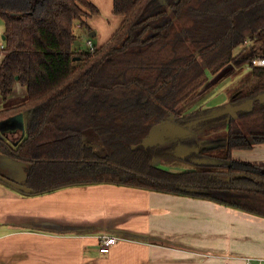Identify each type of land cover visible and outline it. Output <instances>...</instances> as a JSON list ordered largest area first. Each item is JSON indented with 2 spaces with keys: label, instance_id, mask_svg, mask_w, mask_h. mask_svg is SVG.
Listing matches in <instances>:
<instances>
[{
  "label": "trees",
  "instance_id": "16d2710c",
  "mask_svg": "<svg viewBox=\"0 0 264 264\" xmlns=\"http://www.w3.org/2000/svg\"><path fill=\"white\" fill-rule=\"evenodd\" d=\"M98 13L90 0H0V98L16 83L27 91L22 103L0 108V123L28 113L22 137L0 134V154L30 165L24 185L32 193L24 195L110 184L264 218V166L231 157L264 144V101L255 100L264 67L251 64L264 57V0H112L118 29L93 53L77 49L76 24L89 33ZM244 68L228 103L247 108L234 116L225 106L196 105L221 77ZM165 122L184 131L143 147ZM180 144L199 148L185 160L226 152L209 156L221 163L192 171L154 166L176 158Z\"/></svg>",
  "mask_w": 264,
  "mask_h": 264
},
{
  "label": "crops",
  "instance_id": "0c3cea01",
  "mask_svg": "<svg viewBox=\"0 0 264 264\" xmlns=\"http://www.w3.org/2000/svg\"><path fill=\"white\" fill-rule=\"evenodd\" d=\"M97 29L90 32L93 37L103 32ZM103 41L100 45L108 40ZM26 93L16 83L0 108L22 103ZM19 132L9 140L24 135ZM231 157L264 166V144L234 150ZM29 168L0 154V175L16 183L25 184ZM24 194L0 181V264H245L246 258L264 259V218L203 198L110 184ZM104 235L118 238L107 254L99 251Z\"/></svg>",
  "mask_w": 264,
  "mask_h": 264
},
{
  "label": "rangeland",
  "instance_id": "374dc122",
  "mask_svg": "<svg viewBox=\"0 0 264 264\" xmlns=\"http://www.w3.org/2000/svg\"><path fill=\"white\" fill-rule=\"evenodd\" d=\"M91 1V0H90ZM99 10L98 15L94 16L93 18L89 19V25L91 31L97 28L102 29L103 32H101V35L98 33L96 37H89L90 32L88 33V30L85 28H81L79 24H76L75 28V33L76 36L79 39V45H76L77 49L80 50H85L87 51V48L85 46L87 40H91L92 44L95 47H99L103 38V42L106 40H109L108 38L112 36L113 32L119 27L121 18L119 16L113 15L112 14V0H98V1H91ZM111 8V9H110ZM93 25L96 27L94 28ZM117 27V28H116ZM116 28V29H115ZM2 33H3V24L2 20L0 19V43H1V38H2ZM77 42V41H76ZM248 71L247 68H244L242 72H237L234 70L233 72H228L227 75H224L221 77L218 81L214 83V91L211 88L207 95L205 97L201 98L200 100L197 101L196 105L198 107H201L203 109L205 108H212L214 105H219L220 106H227L228 104H225L227 102V98H229V93L233 91L235 88H237L240 83H241V78L246 74ZM234 81L233 84L232 81ZM231 81V82H230ZM21 87V86H20ZM213 92V93H212ZM212 94L211 97H209ZM209 97V98H208ZM227 99V100H226ZM2 100L0 98V104ZM191 109L193 107H190ZM172 123V122H171ZM6 124V123H4ZM174 124V123H172ZM176 126H179L178 124H174ZM180 127V126H179ZM161 129L158 127V130ZM1 132V129H0ZM164 133V132H163ZM161 133V137L157 136L156 134L151 138L152 143H158V144H165L166 143V135H163ZM3 134V133H2ZM17 134H20L19 131L8 134L7 139L11 138V136H15ZM11 135V136H10ZM149 141V139H148ZM225 148L220 147L215 150H211L207 153H205L204 156H201L199 159L198 158H190L189 160H182L179 158H172V159H155L153 161L154 166H157L159 168H163L165 170L171 171V172H182V171H192L196 170L199 168H205L208 166V164H201L199 161L202 159H212L209 158V156H216L217 158H222L225 155Z\"/></svg>",
  "mask_w": 264,
  "mask_h": 264
},
{
  "label": "water",
  "instance_id": "95a60500",
  "mask_svg": "<svg viewBox=\"0 0 264 264\" xmlns=\"http://www.w3.org/2000/svg\"><path fill=\"white\" fill-rule=\"evenodd\" d=\"M93 36H94V33L89 34V37L92 38ZM2 39H4V37H2ZM76 45H79L78 41L76 42ZM76 59H78V58H75L74 60H76ZM255 100L264 101V93L259 95ZM243 108L244 109L247 108V103H245L243 105H239V106H231L230 104H228L227 106L225 105V110L231 112L232 115H234V116L236 115L237 111H239ZM27 119H28V113L25 112V113H22V114H19V115L12 117L10 120H8L6 122L0 123L1 133H11L12 134V133H15L17 131H21V133L23 135L25 128L27 126ZM4 123H6V124H4ZM158 127H160L161 129L158 130ZM183 131H184L183 128L176 126L172 123L165 122V124H163L161 126H155L150 130L148 137L142 142V146L145 148H148V147L155 146V145H161L158 143H152L150 141L151 138L155 134L157 136L161 137V133L164 132L163 135H166L165 136L166 139H168V137L175 139L176 138L175 136L177 134L182 133ZM148 139H149V141H148ZM215 146H217V145L213 144L209 147L211 148V147H215ZM198 152H199V148L188 147V146L180 144L176 148L174 156L176 158L184 160L186 155H189L191 153H198ZM199 163L214 165V164H218L221 162L214 160V159L204 158L201 161H199ZM0 181L4 184L10 186L11 188L16 189L18 191H21L23 193H26V194L32 193V190L27 188L25 185L16 183V182H14V181H12V180H10V179L2 176V175H0ZM191 192H195V191L191 190Z\"/></svg>",
  "mask_w": 264,
  "mask_h": 264
},
{
  "label": "built area",
  "instance_id": "2783aa9c",
  "mask_svg": "<svg viewBox=\"0 0 264 264\" xmlns=\"http://www.w3.org/2000/svg\"><path fill=\"white\" fill-rule=\"evenodd\" d=\"M85 46L89 53H93L96 49V47L92 44L91 40H87ZM251 64L254 66L264 67V57L252 60ZM117 242V237L104 235L100 238L99 251L103 254H107ZM245 264H264V259L246 258Z\"/></svg>",
  "mask_w": 264,
  "mask_h": 264
},
{
  "label": "flooded vegetation",
  "instance_id": "af4514ba",
  "mask_svg": "<svg viewBox=\"0 0 264 264\" xmlns=\"http://www.w3.org/2000/svg\"><path fill=\"white\" fill-rule=\"evenodd\" d=\"M192 154H189V155H186L185 159H187L188 157H190ZM192 159L193 158H196V157H191ZM199 159V158H198Z\"/></svg>",
  "mask_w": 264,
  "mask_h": 264
}]
</instances>
